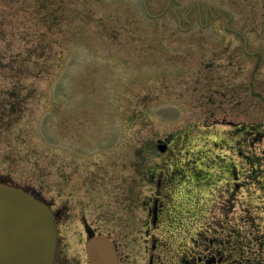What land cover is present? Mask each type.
Wrapping results in <instances>:
<instances>
[{
    "label": "rangeland",
    "instance_id": "1",
    "mask_svg": "<svg viewBox=\"0 0 264 264\" xmlns=\"http://www.w3.org/2000/svg\"><path fill=\"white\" fill-rule=\"evenodd\" d=\"M263 49L264 0H0V104L16 79L28 89L0 128V179L65 211L83 263L84 217L121 264H173L184 188L153 229L145 170L264 167Z\"/></svg>",
    "mask_w": 264,
    "mask_h": 264
},
{
    "label": "flooded vegetation",
    "instance_id": "2",
    "mask_svg": "<svg viewBox=\"0 0 264 264\" xmlns=\"http://www.w3.org/2000/svg\"><path fill=\"white\" fill-rule=\"evenodd\" d=\"M245 52L251 56L261 53L247 49V43ZM256 64L254 61L253 70ZM167 141L169 144L172 142L171 139ZM158 146L165 147L161 150V155L167 153L168 146ZM240 155L248 164L254 162L248 152ZM260 159L264 164V153ZM229 164L214 168L189 167L177 170L156 167L145 170L149 182L155 186L153 195L147 200L149 223L153 229H159L164 221L169 224H173L171 220L175 221V217H161L167 198L164 191L175 183L183 185L184 188L183 226H177L172 232L183 245L181 251L174 254L173 264H264V167L252 164L251 167L238 168L233 163L229 167ZM139 174L143 175L142 169ZM139 179L142 181L140 177ZM50 206L58 231L54 264H89L87 255L84 263L77 255H68L67 239L62 232V225L67 221L64 217L65 211L61 207ZM82 222L83 226L86 222L96 234L99 233L84 217ZM150 227L146 231L148 235ZM148 237L152 239V248L155 249L158 238L154 233H150ZM83 239L85 249V229L80 235V242ZM118 258L121 264L119 254ZM150 258L152 264H166L154 254Z\"/></svg>",
    "mask_w": 264,
    "mask_h": 264
},
{
    "label": "water",
    "instance_id": "3",
    "mask_svg": "<svg viewBox=\"0 0 264 264\" xmlns=\"http://www.w3.org/2000/svg\"><path fill=\"white\" fill-rule=\"evenodd\" d=\"M84 229L89 264H120L110 236L96 234L86 222ZM57 240L50 206L24 188L0 181V264H54Z\"/></svg>",
    "mask_w": 264,
    "mask_h": 264
},
{
    "label": "trees",
    "instance_id": "4",
    "mask_svg": "<svg viewBox=\"0 0 264 264\" xmlns=\"http://www.w3.org/2000/svg\"><path fill=\"white\" fill-rule=\"evenodd\" d=\"M33 63L34 65H36V62H33ZM15 70H18V69H15ZM15 77H16V73H15ZM27 91L28 89L26 87L24 88V85L21 86L18 79L14 81L11 89L7 90L9 99L5 101L4 104H0V128L1 129L4 130L6 128V125H9L11 128L13 127L16 128L17 123L15 119L17 116V111L11 112L9 111V107L11 105H15L16 108L19 107L18 110L20 112L23 111L22 107H20L19 104H22V105L25 104V98H26ZM0 181L7 182L2 179H0Z\"/></svg>",
    "mask_w": 264,
    "mask_h": 264
}]
</instances>
